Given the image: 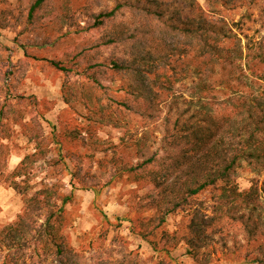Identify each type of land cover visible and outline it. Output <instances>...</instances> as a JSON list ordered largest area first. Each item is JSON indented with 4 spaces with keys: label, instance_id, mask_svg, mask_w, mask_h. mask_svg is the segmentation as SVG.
Here are the masks:
<instances>
[{
    "label": "rangeland",
    "instance_id": "374dc122",
    "mask_svg": "<svg viewBox=\"0 0 264 264\" xmlns=\"http://www.w3.org/2000/svg\"><path fill=\"white\" fill-rule=\"evenodd\" d=\"M34 1L0 0V230L14 224L25 211L26 197L12 183L14 172L29 157L22 177L16 180L29 190L28 197L51 189L52 203L57 206L64 196L71 197L61 234L75 252L94 258L95 263L158 264L165 259L173 264H198L189 252L188 240L192 218L201 210L202 217L213 221L199 261L256 264L264 238L251 240L239 222L219 209L217 188L198 195L193 206L171 214L144 240L140 233L159 223L160 210L148 204L156 191L146 173L127 171L158 151L163 153L164 118L171 104H178L187 118L204 106L219 111L222 95L216 83L226 80L227 72L211 75L204 73L207 68L199 59L174 57L166 75L178 82L172 91L159 94V100L167 103L162 112L156 109L160 118H146L123 106L127 103L142 110L144 103L135 101L129 92L133 81L111 66L113 59L128 58L125 44L104 45L128 26L146 32L144 21L125 9L115 23L92 28L96 16L126 0H47L31 17ZM141 1L165 12L166 18H204L226 27L245 50L248 44L257 47L264 37V0ZM52 61L69 72L58 70ZM92 73L99 83L90 78ZM251 85L246 80L243 87L249 95ZM177 114L173 110V117ZM235 182L241 190L258 187L262 206L255 218L264 223V166L243 163ZM48 213L42 211L38 226ZM26 255L28 264L52 261L33 242Z\"/></svg>",
    "mask_w": 264,
    "mask_h": 264
},
{
    "label": "trees",
    "instance_id": "16d2710c",
    "mask_svg": "<svg viewBox=\"0 0 264 264\" xmlns=\"http://www.w3.org/2000/svg\"><path fill=\"white\" fill-rule=\"evenodd\" d=\"M46 1L35 0L30 16L34 17ZM125 9L135 18H141L143 27L150 34L141 27L132 29L128 26L126 32L112 34L104 41L106 46L122 42L126 46L128 58L113 59L111 66L117 74L133 81L129 92L135 101L144 103L142 110L124 103L128 110L146 118H160L156 109L160 111L167 103L159 100V94L172 91L178 82L171 81V76L166 75L173 68L174 57L199 59L207 68L204 73L213 75L220 70L228 76L216 83V91L222 95L219 111L204 106L193 117L187 118L186 112H179L178 104L176 107L171 104L169 114L164 118L163 153L158 151L127 169L132 174L146 173L156 191L150 194L148 204L160 210L159 223L140 236L148 241L150 234L162 227L171 214L193 206L194 198L210 188H217L221 200L219 209L239 222L251 240L264 238V223L255 218L262 206L258 187L241 190L235 182L237 169L243 163L255 168L264 166V37L257 47L248 44L245 50L241 40L226 27L204 18H166L165 12L154 10L141 0H126L112 11L100 13L92 28L104 27L107 22L115 23ZM154 23L156 26L151 27ZM168 50L171 53H167ZM51 63L58 70L69 72L61 63ZM90 78L95 83L100 82L96 73ZM246 80L252 81L251 95L243 89ZM203 89V92H209ZM197 98L202 100L203 97L198 95ZM173 110L178 113L176 117H173ZM28 159L13 174L12 186L26 197L25 211L14 224L0 230V264H28L25 257L32 242L46 251L48 257L52 256L49 263L47 258L33 264H98L94 258L88 259L75 252L61 234L65 206L71 202V197L64 196L62 205L57 206L52 203L51 189L28 197L29 190L22 188L16 180L22 177L23 164ZM46 209L49 213L38 226V218ZM202 215L201 210L195 212L190 224L192 237L188 240L189 252L198 264H203L198 254L213 221ZM260 248L261 255L254 260L256 264H264V246ZM158 264L173 262L161 259Z\"/></svg>",
    "mask_w": 264,
    "mask_h": 264
}]
</instances>
